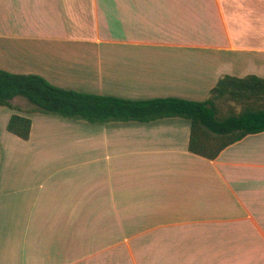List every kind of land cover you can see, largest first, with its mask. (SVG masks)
Instances as JSON below:
<instances>
[{"label":"crops","instance_id":"obj_1","mask_svg":"<svg viewBox=\"0 0 264 264\" xmlns=\"http://www.w3.org/2000/svg\"><path fill=\"white\" fill-rule=\"evenodd\" d=\"M0 68L89 93L205 100L223 75L264 78V0H0ZM29 116V139L9 137L0 205L13 162L29 161L32 198L12 212L22 233L2 237L0 220V264H264V132L209 159L189 150L183 118Z\"/></svg>","mask_w":264,"mask_h":264},{"label":"trees","instance_id":"obj_2","mask_svg":"<svg viewBox=\"0 0 264 264\" xmlns=\"http://www.w3.org/2000/svg\"><path fill=\"white\" fill-rule=\"evenodd\" d=\"M17 96L27 98L39 113L89 123L187 119L191 125L189 150L209 159L217 158L249 134L264 132V78L254 74L223 75L209 96L198 101L181 97L132 99L89 93L57 86L39 74L0 68V105L14 108L12 101ZM7 129L29 139L32 119L13 113Z\"/></svg>","mask_w":264,"mask_h":264},{"label":"rangeland","instance_id":"obj_3","mask_svg":"<svg viewBox=\"0 0 264 264\" xmlns=\"http://www.w3.org/2000/svg\"><path fill=\"white\" fill-rule=\"evenodd\" d=\"M13 105L15 106L14 108H9V107H5V106H1L0 105V171L2 170V167L6 164L7 168H8V162H9V154L7 152V148L9 145V137H14V134H12L8 129H7V124L9 121V115L8 114H13V113H19L21 115H25L30 117V114H37L39 113L38 111H36V106L31 103L27 98L23 97V96H17L13 99ZM39 114H43V115H47V116H55V117H60V118H64L58 115H54V114H49V113H39ZM10 115V117H11ZM31 118V117H30ZM68 119V118H67ZM72 120H77V119H72ZM82 121V120H81ZM40 116H37L35 118V133L36 135L41 133L40 130ZM51 122V121H49ZM54 123V122H52ZM89 123V122H87ZM49 129L51 131H53L52 135H56L58 134V132L56 131L57 125L55 124H45V130ZM40 136V135H39ZM5 147V151L3 153V148ZM5 166V175H7V168ZM9 168L13 169V175L15 178L12 177V174L8 171V175L9 177L12 178V180H14L13 182H10L8 184V177L6 176L5 178V188H3L5 195L2 198V202L0 205V220L2 218V227H3V235H6L8 232L10 231L11 226L14 228H20V233H22L23 231V220H24V214L23 212L21 213V215H16L17 217L13 218L14 215H12V212H17L19 211H23L24 208V202H28L30 200L31 195L26 192L25 187V180H26V175H27V170L28 168H31L29 161L28 163L22 161V162H16V164L11 163L9 165ZM9 189L11 191L16 190V193L14 194V196L9 197L8 192ZM12 198L14 199L18 205L20 206L19 208H9L7 203H8V199ZM20 203H22V206L20 205ZM3 240L0 237V241Z\"/></svg>","mask_w":264,"mask_h":264}]
</instances>
